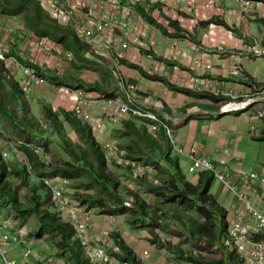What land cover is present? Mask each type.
<instances>
[{
	"label": "crops",
	"instance_id": "1",
	"mask_svg": "<svg viewBox=\"0 0 264 264\" xmlns=\"http://www.w3.org/2000/svg\"><path fill=\"white\" fill-rule=\"evenodd\" d=\"M41 1L50 11V1ZM59 1L69 5L72 14L70 24L74 27L76 35L82 40H85L82 35L83 30L90 29L87 23L90 15L97 17L112 15L115 18V28L112 31L107 30L103 41L92 45L96 53L107 58V60L104 59V62L108 63L111 68L113 67L112 71L118 73L117 77H112L114 85L112 88L117 96L123 94V89L128 84H134L140 102L145 101L148 97L150 105L155 111L159 113L169 111L170 114L179 116L178 123L170 122L174 125V136L178 146L184 149L181 151L174 147L163 130L151 132L158 138L159 149L166 151L169 145L170 155L178 158L179 166L188 177L186 170L182 167L181 157L186 159V163L189 165L191 162L190 150L195 147L198 153L210 157L218 169H231L232 180L264 208V199L261 197L264 184L254 182L248 176L252 170L264 172V117L254 118L249 110L225 111L223 103L226 100L223 101L222 98L213 99L180 91L163 80L143 75L139 68L129 65V62L138 63L150 73H159L166 76L172 83L195 91L210 90L224 96H230L231 93L238 95L252 93L257 87L264 85V58L246 55L236 57L231 52L240 49L246 50L250 44V35L263 32L264 7L261 5V9L256 11L251 8L250 10L243 9L236 0H215L213 4H207L209 0ZM127 6H130L132 11L136 9L138 13L135 14L133 11L130 16ZM230 9L234 10L229 13ZM144 12L150 14L154 20L149 19ZM245 15L250 19L248 24L249 40L223 24L207 22L212 17H220L232 26H239ZM15 18L9 14L0 13V42L4 48L8 51L14 50L16 54L32 61L37 54L38 58H44V56H40L39 50H34L30 46L29 40L32 38L29 33L24 34L20 29L17 31L20 23ZM170 19H173L174 23H171ZM11 27L14 29L9 30L8 28ZM14 30L17 32L12 35ZM25 30H27L26 27ZM109 33L111 37H109ZM139 36L147 43L145 47H141L138 42ZM124 41H127L128 46H122ZM77 47L79 46L77 45ZM63 49L59 54H62ZM46 52L48 51L44 50L43 54ZM84 53L88 55L90 51L84 49ZM119 53H122L120 59L117 58ZM57 56H51V61H56L58 65L51 64L48 58L38 59L39 62L48 64L41 68L65 78L81 77L88 82H102L97 71L76 64L75 58L66 60V57L63 59L60 57L63 60L61 61L56 60ZM35 62L38 63V61ZM207 63H211L212 67L207 68L205 66ZM97 67L99 70L101 65L97 63ZM21 76L23 77V74ZM17 78L19 79V77ZM210 84L213 85L212 88H209ZM105 86L111 89L109 85ZM81 88L90 97L102 94L100 90ZM47 90L48 85L39 84L31 93L35 99L38 96H44L48 100L47 102L53 104L55 110L58 107L72 108L73 100L68 95L60 93L61 97H56L58 95L56 92L53 98L51 95L53 91L48 93ZM27 92L29 94V90ZM35 93L37 96L34 95ZM90 108L99 113L104 109V105L102 101H99L91 105ZM123 121L111 122V125L106 121L105 134L99 137L95 132L99 141L103 144L104 139H115L116 135L113 131L118 133L126 131L134 134L132 135L133 143L134 140L141 143L139 137L142 136L128 130ZM135 121L138 125L144 123L137 117H135ZM253 124L256 128H253ZM153 147L158 148L154 145ZM160 162L168 164L173 168L172 172L174 171L173 163L163 159ZM197 171V175L193 179L188 177L193 183H198L201 177L200 170ZM211 190L227 209L228 215L229 209L225 200L229 197L227 193L229 189L219 179H215ZM231 207L233 216L242 207L236 196L232 198ZM92 229L97 230L98 228L93 227L92 223L91 234H93ZM138 235L136 231L130 230L123 233V237L137 253H143V251H147L144 248L150 247V252L146 255H149L153 262L160 261L161 264H164L166 259L164 248L149 240V232H144L143 236L138 237ZM112 240L115 243L113 237ZM6 248L10 256L19 252L16 250L17 247L6 245Z\"/></svg>",
	"mask_w": 264,
	"mask_h": 264
},
{
	"label": "trees",
	"instance_id": "2",
	"mask_svg": "<svg viewBox=\"0 0 264 264\" xmlns=\"http://www.w3.org/2000/svg\"><path fill=\"white\" fill-rule=\"evenodd\" d=\"M0 13L19 14L22 16L26 24L25 27L27 32L29 33V36L32 37L35 35H51L57 40L64 42V36H67L69 33L72 35L73 41L79 46L78 48L86 49L91 53L107 60L106 57L95 52L91 43L80 39V37L76 35L74 27L70 23H61L55 17H53L42 5L41 0H0ZM144 14L149 19L154 20L150 14H147L146 12H144ZM249 20V17L245 15L239 26H232L220 17H212L208 19L207 22L223 24L227 28L244 37L246 40H249ZM170 22L174 23V20L170 19ZM60 31H62L63 34ZM8 53L17 55L24 63L34 66L40 74L47 77V79L50 81H57L69 84L70 86L73 85V87L75 85V87L96 89L100 90L102 95L108 97L115 96L114 91H109L108 88L100 81L88 82L81 77L65 78L64 76L47 72L46 70L42 69L38 63L16 54L14 50L9 51ZM129 65L139 68L143 75L152 79L163 80L170 86L183 92L208 96L213 99L222 98L223 101L229 98V96L217 94L210 90L195 91L187 87L179 86L168 80L166 76L159 73H150L145 68H143V66L135 62H129ZM0 80L6 81V83L10 86L11 93L14 97L13 99L19 103L22 110V115L29 122V126H33L35 130L39 129V127L37 128V124H35V120L32 117V111L27 97L28 92L25 90L19 79L16 78L15 74L8 69L4 62H0ZM15 106L16 105H13V103L3 95V92L0 88V112L6 113L13 122L17 120V109ZM43 107L45 109L47 119L52 124V129L58 132L61 140L64 142L70 153L80 163L75 166L71 165L70 163L55 165L50 175H66L68 173L85 169L93 174V178L99 184L103 185V187L108 192V196L113 197L116 193L115 191L120 190L119 181L114 175L112 176L106 150L104 149L102 142L97 138L92 125L84 122L74 113L72 109H61L66 120L73 124L79 130L81 135L87 139L93 154V156L90 157L86 150L81 149L82 146L79 143L77 145L71 139L67 133V130L64 128V121L60 117V112L55 110L53 106L47 101L43 102ZM122 120H124L123 122L128 130L134 131L138 136L145 137L154 146L160 148L158 138L153 135V133L148 131L145 123L138 125L135 121V117L129 116L124 117ZM39 130L48 131L47 128H41ZM20 144L22 146L21 148L30 155V158L35 163L40 165L45 164L39 159L36 151L29 147L28 144L23 142ZM133 146L139 151V153H146L144 146L139 143V141L134 140ZM129 148L130 150H128V154L130 157H132L131 154H133L134 151L131 149H133V147ZM167 148L168 151H161L162 153L164 152L163 160L173 163L174 171L171 172L172 174L168 177L158 176V181L147 183L148 190L151 194H153L154 199H156L159 204L169 205L167 206V211L173 212V215L177 216L178 220H173L171 222L169 221V225L173 227L177 226L180 231L187 233L191 240H193L196 246L199 248L186 250L182 245L175 244L170 239H164L160 237V235L154 230L153 232H155V235L151 236L150 240L157 244L159 243L163 246H168L171 249L175 248L181 258L193 261L196 264H227L228 259L232 262L234 259H238V264H244L242 256L237 252V249L228 233V211L219 202L211 190L213 181L215 180L213 171L209 169H200L201 177L198 183H193L182 171L181 167L179 166L178 158L176 156L172 157L170 155L169 145ZM5 160L6 159L3 158L2 151L0 150V201L2 203L11 202L14 209L19 210V217L22 219H25L31 212H35L39 220L36 236L38 238H42L45 233L50 232L58 236V239L55 243L57 246V255L62 257L65 255L68 256L69 259H71L72 264H96L88 258L84 249V245L77 236L74 224L63 219L56 209L51 210L48 207H41V196L39 190L44 189L48 200L49 192L51 194L50 187L43 180H41L38 184H32L28 179L29 170L25 165L21 169V173L23 174L22 184L29 187L32 195L31 203L25 205L22 204L19 198L20 186L14 185L9 179H7L8 164L5 162ZM125 188L126 191L124 190L122 193H116L118 194V197L121 199L120 202L122 203L121 208L118 207V209L120 208L119 210L123 211L127 208H133L134 215L132 216V219L136 218L137 214H140V216L150 215L151 217L158 215V211L162 209L160 205L149 203L136 189L130 188L129 186ZM90 195L92 197H89L94 199L93 201L97 200L96 195ZM125 196H131L133 198L132 206L129 207L123 204V198ZM174 204L184 207L185 211L182 213L177 211L176 207H174ZM188 209H195V212H198L201 217L189 212ZM166 216H169V214L167 213ZM167 219L171 220L170 217H167ZM132 222L134 225L136 220H133ZM112 236L114 237L115 242L121 248V252H117V254L122 257L132 259L137 264H145L138 257L136 251L131 247V245L126 241L120 232L112 231Z\"/></svg>",
	"mask_w": 264,
	"mask_h": 264
},
{
	"label": "rangeland",
	"instance_id": "3",
	"mask_svg": "<svg viewBox=\"0 0 264 264\" xmlns=\"http://www.w3.org/2000/svg\"><path fill=\"white\" fill-rule=\"evenodd\" d=\"M43 2V1H41ZM43 5V3H42ZM44 6V5H43ZM45 7V6H44ZM46 9V8H45ZM128 9V14L131 16L133 11L135 14L136 9L131 10L130 6H127ZM47 10V9H46ZM48 11V10H47ZM51 15L54 16L52 11H48ZM10 16L16 17L15 19L20 23L18 25L19 27L17 28V31L20 29L22 33L28 34L27 30H25V21L22 16L19 14H9ZM112 17V15H110ZM114 18V17H112ZM9 30H13L14 28H8ZM14 30L12 35L17 32ZM145 31V30H143ZM62 34L63 32L60 31ZM64 42H61L57 40L54 36L51 35H35L31 36V40L34 39H41L45 38V43L40 45V47L34 49V50H39L40 56H44V58H48L51 64L58 65L56 61L52 62L51 61V56L55 55L56 60H61L60 57L63 59L66 57V60H71V58H75L77 62H75L78 65H83V67H89L93 71H97L99 73L101 81L105 85H109L111 89L108 88L109 91L113 92L115 91L112 87L113 82H112V77H117L118 73H114L112 71L113 67L108 65V63L104 62L105 60L97 56L93 53H89L86 55L84 53V49H79L76 45V43L73 41L72 35L67 34V36H64ZM30 41V40H29ZM147 43L142 44L141 47H145ZM64 48V49H63ZM62 51V54L59 52ZM48 51L43 54V52ZM80 51H82L80 53ZM36 54V53H35ZM38 55V54H37ZM35 55V58H33L34 62L39 61L38 59H44V58H38V56ZM28 59V58H27ZM107 59V58H106ZM63 61V60H61ZM44 63V62H43ZM97 63L101 65L100 69L97 70L99 67H97ZM45 66H48V64L44 63L42 64ZM11 66V64H10ZM15 65H13V68ZM54 68V67H52ZM56 68V66H55ZM10 69V68H9ZM44 69V68H43ZM57 69V68H56ZM21 70V71H20ZM45 70V69H44ZM16 73V78L19 77V81L23 84L27 76H25L24 71L22 68H20L18 71L14 72ZM23 74V77L21 76ZM18 79V78H17ZM41 85H48V93H51V90L53 93L51 94L52 97L54 98V95L56 97H61V92L55 88L54 86L50 85L48 82H43ZM73 86V85H72ZM36 86H32L29 89V94L28 100H29V105L31 108V113L32 117L35 120V124H37V128L39 129H48V131H40L39 129L35 130L33 126H29V122L23 117L22 115V110L19 105V103L13 99V95L11 93V88L10 86L6 83L4 80H0V88L3 92V95L10 100L13 105H16L17 109V120L15 122L10 119V117L4 113L0 112V145L4 146L7 150H12L15 153V156L13 157L14 159L12 160H5L8 164V173H7V179H9L14 185H19L20 186V200L22 204H28L31 203V195L32 192L29 189L28 186L22 184V176L23 174L21 173L22 167L24 165L28 168L29 170V175L28 179L32 184H38L44 175H50L52 173V169L55 165L59 164H65V163H70L71 165H78L80 164L77 159L70 153L64 142L61 140L60 135L58 132H56L54 129H52V124L50 121L47 119L45 109L43 107V102H45L46 98L44 96L37 97L35 99L31 93ZM75 87V85H74ZM127 88L124 87L123 92L120 90L123 94H126ZM117 93L114 92V95ZM35 96L36 93L34 94ZM51 98L52 101L54 99ZM48 101V100H46ZM56 103V101H54ZM53 102V103H54ZM50 103V102H49ZM51 104V103H50ZM53 106V104H51ZM54 107V106H53ZM63 108L58 107L56 109L58 112H60V117L64 121V128L67 130V133L71 137V139L78 145V143L82 146L81 149H84L87 151L88 155L90 157L93 156L91 147L85 137L81 135L79 130L71 124L66 118L64 117L62 110ZM72 109V108H71ZM109 124L111 125L114 123L111 119L107 118ZM112 122V123H111ZM42 124V126H41ZM41 126V128H40ZM46 128H45V127ZM44 127V128H43ZM115 140L118 141V145L120 148L124 149H130L129 147H133L134 153L131 154L132 157L129 156L128 152L125 155L122 160H112L110 164V170L112 172V176L114 175L115 178L118 179L119 185H120V190L115 191L116 193H122V191H126L125 187H130L133 189L138 190L141 195L144 196V198L151 204H157L162 207L158 211V215L155 217H151L150 215L148 216H140V214H137L136 218L132 219V216L134 215V210L133 208H127L126 210H119L122 206V203L120 202L121 199L118 197V194H114L113 197L108 196L107 190L103 187L102 184H99L94 178L93 174H91L89 171L83 169L81 171L77 172H72L68 173L66 175H62L68 179V189L69 192L73 193V195L80 201V205L88 212H90L91 217H92V223L93 227L98 228L97 230L92 229L93 234H100L104 233V230L108 231L109 235V240L106 242L109 244H112V231H118L122 235L123 233H127L129 230L130 231H136L139 236H143L144 232H149L150 237L155 235V232H157L160 237L164 239H170L172 240L175 244H180L184 247L186 250H190L192 248H199L196 246L193 240L189 237V235L183 231H180V229L177 226H170L169 221H177L178 218L177 216L173 215V212H168L167 211V206L166 204H159L156 199H154L153 194H151L148 190V185L147 183L149 182H154L155 178H159L158 176H170L172 173V167L169 166L168 164H162L164 162H160L164 158V152L162 153L159 148L153 147V145L150 143L149 140H146L145 137H139L141 144L144 146L146 153L141 154L135 147L133 146V140H132V133H128L126 131H123L122 133L114 132ZM100 137V135H98ZM26 143L36 151L38 154V157L40 160H42L45 164L40 165L35 163L31 158L30 155L27 154L21 147L20 143ZM39 148V149H38ZM38 149V150H36ZM107 153L108 149L106 148ZM168 151V149H167ZM130 158H135L143 164H151L153 165L156 169L154 173H147L144 176H136L132 169L131 165L128 161ZM182 159V167L183 169L186 170V173L190 179H193L195 175H197V170H192L190 168V164L187 165L186 159L181 157ZM21 173V174H20ZM62 173V172H61ZM216 186H218V183H216ZM40 196H41V207H48L49 209H55V206L52 202L51 199V194L49 192L48 200L46 193L44 189L39 190ZM89 193V194H88ZM227 199L226 201V206L229 209V214L227 215L228 222L231 224L233 220V210L231 207V202L232 198L235 196V193L229 190ZM96 195L95 201L94 199L90 198L89 196ZM83 195V196H82ZM88 195V196H86ZM92 197V196H91ZM81 199V200H80ZM77 205V204H76ZM118 207H120L118 209ZM174 207H176V210L179 212L185 211L184 207H181L178 204H174ZM118 209V210H117ZM189 212L201 217V215L198 212H195V209H188ZM10 214L15 220L16 218L18 219V222L24 225V227L27 229L29 235L27 236L25 240V245L26 246H31L32 250L34 253H38L41 255H54L60 257L62 260L61 262L63 264H72L71 259H69L68 256H60L56 254V240L58 239V236H56L54 233H45L42 238H38L37 235V230L39 226V220L37 218V215L35 212H31L25 219L20 218V212L18 209H14L13 205L11 202H4L2 203L0 201V215H7ZM169 214V216H166V214ZM173 215V216H172ZM180 215V214H179ZM140 216V217H139ZM167 217H170V219H167ZM175 217V218H174ZM133 220H136L135 224L133 225ZM182 226V225H180ZM153 230L155 232H153ZM91 232V231H90ZM114 238V237H113ZM226 239V238H225ZM150 240V238H149ZM151 242H154L150 240ZM116 244V242H115ZM158 245L166 251V259L165 263L166 264H196L193 261L183 259L179 256L177 250L171 249L168 246H163L162 244ZM21 245L17 244V251L21 252ZM142 252H136L138 254V257L142 260L143 263L145 264H161L160 261L153 262L151 257L149 255L147 256L146 253L149 254L150 252V247L149 248H144ZM16 252V255L18 254L19 256L21 255L20 253ZM207 253V252H206ZM143 254V255H142ZM9 255V254H8ZM237 255V253H236ZM151 256V255H150ZM164 256V254H163ZM1 260V256H0ZM149 260V261H148ZM164 263V264H165ZM227 264H238V259H234L232 262L231 260H227Z\"/></svg>",
	"mask_w": 264,
	"mask_h": 264
},
{
	"label": "built area",
	"instance_id": "4",
	"mask_svg": "<svg viewBox=\"0 0 264 264\" xmlns=\"http://www.w3.org/2000/svg\"><path fill=\"white\" fill-rule=\"evenodd\" d=\"M50 11L61 23H71L72 14L69 5L66 2L59 0H49ZM243 9L250 8L253 11L264 7V0H236ZM215 0H209L207 4H213ZM234 9H230L229 13ZM89 30H83L84 39L96 44L103 41L107 30L112 31L116 24L115 18L110 16L97 17L90 15L88 20ZM144 34V32H143ZM109 37L111 34L109 33ZM138 42L145 44L141 36ZM45 43V38L30 40V46L35 49ZM123 47L128 46L127 41L122 43ZM3 44L0 42V62H4L8 69L14 73L20 68L24 71L27 78L23 83L26 91L32 86L48 82L50 85L57 88L61 94L68 95L73 100L72 110L84 122L92 125L94 132L102 137L105 134L106 119H111L114 123L120 122L126 116H135L142 119L150 132H158L163 130L170 138L174 147L183 150L179 147L174 136V125L170 122L178 123L179 116L170 114L169 111L159 113L155 111L149 102L148 97L145 101L140 102L137 97L136 86L128 84L126 86V94L121 96H105L99 95L90 97L86 95L81 87H73L69 84L50 81L44 75L40 74L32 65L24 63L17 55L9 54ZM231 54L236 57L250 56L264 58V30L260 34L250 35V44L246 50H234ZM122 53L117 56L120 59ZM11 64V66H10ZM40 67L44 66L43 62L38 63ZM13 65L15 67L13 68ZM207 68L212 67L211 63L205 65ZM16 74V73H15ZM212 88L213 85H208ZM208 88V89H209ZM215 92V91H214ZM102 101L104 109L99 113L93 111L90 107L94 103ZM225 111H248L254 118L264 117V85L257 87L252 93L238 95L230 94L229 98L223 103ZM256 128L255 124L252 125ZM103 147L106 150L108 162L112 160H122L124 154L126 155L128 149L120 148L118 141L115 139H104ZM39 149V148H38ZM36 149V150H38ZM2 156L6 160L14 159L15 153L12 150H7L0 145ZM191 162L190 168L192 170L209 169L212 170L215 179L235 193L236 198L240 201L242 207L235 213L231 224L228 226V233L232 239L237 252L242 256L244 264H264V208L256 203L250 194L242 189L236 182L232 180V170H220L215 165L214 161L205 155L198 153L195 147L190 150ZM131 169L136 176H144L147 173H154L156 168L151 164H143L141 161L130 158L128 159ZM155 170V171H154ZM249 178L258 183L264 184V172L252 170L248 173ZM42 180L50 187L51 199L55 209L61 217L74 224L77 236L84 245V249L88 258L96 264H137L132 259L125 258L117 254L121 252L119 245L114 242L107 243L109 240L108 231L104 233L91 234L90 226L92 224V217L90 212L86 211L81 205L80 201L69 192L68 179L61 175H44ZM155 181H158L155 178ZM261 197L264 199V189L261 191ZM77 204V205H76ZM123 204L126 206L133 205V198L125 196ZM29 235L27 229L23 224L18 222L8 213L7 215H0V264H63L61 258L54 255H41L34 253L31 246H26L25 240ZM260 235V236H259ZM20 244L21 252L19 255L10 256L6 245L10 247H17Z\"/></svg>",
	"mask_w": 264,
	"mask_h": 264
}]
</instances>
